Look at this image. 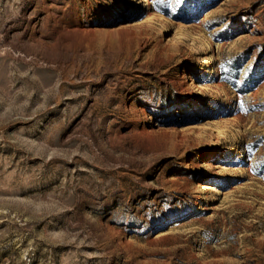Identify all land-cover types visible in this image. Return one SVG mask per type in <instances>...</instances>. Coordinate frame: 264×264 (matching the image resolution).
<instances>
[{
  "label": "rangeland",
  "instance_id": "1",
  "mask_svg": "<svg viewBox=\"0 0 264 264\" xmlns=\"http://www.w3.org/2000/svg\"><path fill=\"white\" fill-rule=\"evenodd\" d=\"M0 264H264V0H0Z\"/></svg>",
  "mask_w": 264,
  "mask_h": 264
},
{
  "label": "bare ground",
  "instance_id": "2",
  "mask_svg": "<svg viewBox=\"0 0 264 264\" xmlns=\"http://www.w3.org/2000/svg\"><path fill=\"white\" fill-rule=\"evenodd\" d=\"M49 10H50V9H49ZM214 183H216V181H214ZM204 189L206 190V192H207L208 194H212L213 192H216L212 185H210V186H206Z\"/></svg>",
  "mask_w": 264,
  "mask_h": 264
}]
</instances>
